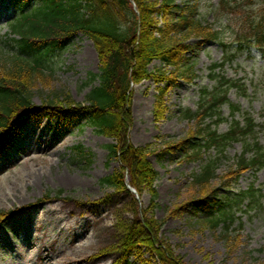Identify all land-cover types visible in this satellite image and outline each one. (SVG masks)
Instances as JSON below:
<instances>
[{"label": "trees", "instance_id": "trees-1", "mask_svg": "<svg viewBox=\"0 0 264 264\" xmlns=\"http://www.w3.org/2000/svg\"><path fill=\"white\" fill-rule=\"evenodd\" d=\"M38 1V6L32 5L29 12H22L11 21L10 38L0 57V150L20 133L24 118L74 107L100 135L112 140L108 146L110 156L120 162L119 172L103 178L100 184L130 193L125 184L128 175L138 194L148 192L154 203L159 197L156 186L159 173L149 157H163L165 151L159 153L151 150V146L137 147L131 143L132 85L147 80L156 84L154 114L158 120L164 119L163 101L169 89L179 80L192 84L200 78L194 54L188 55L205 43H215L224 51L221 61L209 67L210 79L215 84L211 89L201 88L197 110L188 109L183 116L194 127L168 149L198 161L202 160V153L215 148L218 159H223L228 146L240 143L242 153L221 176L229 187L243 173L264 167L260 137L264 134V123H257L251 113L244 112L229 98L232 89L246 95L247 81L226 75V67L234 65L241 54L247 53L251 58L256 53L264 58V0H221L214 10L215 24L201 18L199 6L191 1L182 5L177 0ZM25 2L31 5L32 0ZM79 34L93 42L99 58V72L90 74L84 83L85 88H90L85 101L78 103L71 94L60 90L51 93L44 106L38 107L34 93L39 84L50 86L53 54ZM192 39L200 42L192 44ZM155 61H160L163 67L152 70ZM261 69L264 74V65ZM225 105L230 110L227 117L222 112ZM223 123H228L229 129L219 133ZM78 150L83 153L81 148ZM210 160L191 176L192 190L187 202L170 210V215L191 208L196 215L202 213L198 221L203 227L216 231L223 226L228 231L234 222V207L248 200L254 203L258 193L261 197L264 193L252 186L249 191L229 190L225 196H219L213 186L214 179L220 177L218 165ZM134 202L136 221L122 230L123 239L117 242L120 258L114 264H185L160 237L165 221L156 219ZM5 216L6 213L0 212V221Z\"/></svg>", "mask_w": 264, "mask_h": 264}, {"label": "rangeland", "instance_id": "rangeland-1", "mask_svg": "<svg viewBox=\"0 0 264 264\" xmlns=\"http://www.w3.org/2000/svg\"><path fill=\"white\" fill-rule=\"evenodd\" d=\"M186 1L199 6L201 18L215 22L213 10L220 0H177V3L182 5ZM13 5L14 0H0V57L10 38L9 20L17 13ZM191 42L198 41L193 39ZM193 54L200 78L192 84L179 80L169 89L163 101L164 119L158 120L154 114L156 84L147 80L134 86V124L129 139L134 146H151V150L159 153L165 151L163 157H149L159 173L158 199L153 203L150 194L144 192L139 202L156 219L165 221L160 237L173 247L185 264H264V197L260 193L258 203L247 201L234 209L235 220L228 231L223 226L216 231L203 227L198 221L202 214L196 215L192 209L170 215V210L187 202L192 190L191 176L210 159L218 165L220 177L214 179L213 186L219 195H226L229 189L246 191L252 186L263 189L264 193V168L245 173L233 187L221 178L241 154L240 143L228 146L223 159H218L215 148L202 153L199 161L188 160L181 152L168 149L194 127V123L183 116L187 109H197L201 88L214 85L208 68L222 59L223 50L208 43ZM52 57L53 79L50 86L39 84L34 103L43 106L51 93L60 90L71 94L74 101L83 103L90 91L84 82L88 81L90 73H97L99 67L93 43L78 35ZM262 65L264 60L259 55L254 60L243 54L235 65L226 68L227 76L245 78L251 91L245 96L232 89L230 100L244 111L253 113L258 122L264 121L261 116L262 112L264 114ZM161 67L156 61L150 68ZM223 112L229 114L228 106L223 107ZM227 130L228 124L219 127L221 133ZM261 141L264 146V134ZM110 144L109 138L85 126V120L77 118L75 112L60 119L50 116L30 118L16 138L14 148L0 152V212L11 214L0 229V264H44L43 256H36L30 244L39 236L37 245H41V233H44V239L51 236L52 240V247L44 256L51 252L56 258L60 250L62 254L58 260L74 255V258L70 257L73 264H111L120 258L117 242L123 239L122 230L136 221V204L130 193L107 189L100 184L101 179L121 169L120 162L109 154ZM77 146H81L88 156L78 155ZM71 208L79 215L69 221H59L60 211L68 212ZM92 209H101L102 217L107 213L108 219L90 213ZM40 223L44 225L39 232L36 226ZM79 243H83L81 248L77 247Z\"/></svg>", "mask_w": 264, "mask_h": 264}, {"label": "bare ground", "instance_id": "bare-ground-1", "mask_svg": "<svg viewBox=\"0 0 264 264\" xmlns=\"http://www.w3.org/2000/svg\"><path fill=\"white\" fill-rule=\"evenodd\" d=\"M6 196L9 197V194L6 193ZM90 213L97 214L98 217L102 218L103 220H106L109 217V214H107V213L104 217H102L104 212L101 209H92L90 211ZM60 214L62 216L58 217L59 221L64 220V219H67L69 221L70 219H73L79 215V213L74 208L69 209L68 212L65 210H62V211H60ZM43 225H44V223L37 224L36 230L40 232L43 228ZM41 235H42L41 239H40L42 241L41 245H37L38 244L37 240H39L38 239L39 236L36 237L33 241H31L30 244L32 245L31 248L35 250L34 253L36 256H41V255L43 256V259L45 260L44 264H73V260L70 257L74 258V255H71L68 257L65 256V259H63V260L59 259L58 260V256L60 254H62V251H60V250H59V253H57L56 258H53L54 255L51 252H48V254L46 256H44L46 254V252L49 250V247H52V245H51L52 240L50 239L51 236H48L46 239H44V233H41ZM82 245H83V243H79L77 247L81 248ZM20 254H23V252H20ZM30 258H32V257H30Z\"/></svg>", "mask_w": 264, "mask_h": 264}]
</instances>
